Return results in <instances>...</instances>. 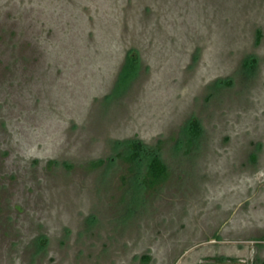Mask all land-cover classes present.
Segmentation results:
<instances>
[{
    "label": "rangeland",
    "instance_id": "374dc122",
    "mask_svg": "<svg viewBox=\"0 0 264 264\" xmlns=\"http://www.w3.org/2000/svg\"><path fill=\"white\" fill-rule=\"evenodd\" d=\"M262 237L264 0H0V264H264Z\"/></svg>",
    "mask_w": 264,
    "mask_h": 264
},
{
    "label": "trees",
    "instance_id": "16d2710c",
    "mask_svg": "<svg viewBox=\"0 0 264 264\" xmlns=\"http://www.w3.org/2000/svg\"><path fill=\"white\" fill-rule=\"evenodd\" d=\"M261 38V31H256V44L259 43ZM134 50H131L133 52ZM129 53V56L127 58L126 64L123 68V73L128 72L131 70H135L137 65V59L136 56L132 53ZM135 52V51H134ZM256 59L255 57H248L242 62V68L247 70H252L255 66ZM130 72V71H129ZM187 128L189 130L190 140L197 138L201 133V127L199 123L196 120H190L187 124ZM130 146V153L128 156H126L124 159L127 161L132 160H139L141 156L145 155L147 157V164H146V170L141 178V185L145 191H154L157 188H159L168 178L169 172L167 166L162 162L160 157L157 155L156 152H153L152 150L148 149V147H144V145L139 141H131L129 143ZM158 147V146H157ZM104 163V160L99 159L97 161H94L91 163L92 167L101 166ZM150 259L149 255H143L142 256V262L143 264H148V261Z\"/></svg>",
    "mask_w": 264,
    "mask_h": 264
},
{
    "label": "flooded vegetation",
    "instance_id": "af4514ba",
    "mask_svg": "<svg viewBox=\"0 0 264 264\" xmlns=\"http://www.w3.org/2000/svg\"><path fill=\"white\" fill-rule=\"evenodd\" d=\"M228 221H229V219H228ZM262 238H263V241H264V237H262ZM144 255H145V254H144ZM142 256H143V255L140 256V259H142ZM217 258H218L219 261H221L219 264H223V263H222V261H224L223 258H222V257H217ZM150 260H151V257H150V259H149V261H148V264H149ZM225 260L235 261L236 259H234V258H227V259H225ZM141 261H142V260H141ZM142 263H143V262H142ZM235 263H237V262H234V263H232V264H235ZM238 264H241V263H238Z\"/></svg>",
    "mask_w": 264,
    "mask_h": 264
},
{
    "label": "crops",
    "instance_id": "0c3cea01",
    "mask_svg": "<svg viewBox=\"0 0 264 264\" xmlns=\"http://www.w3.org/2000/svg\"><path fill=\"white\" fill-rule=\"evenodd\" d=\"M219 257H222L223 260L227 259V258H230V257H227V256H219Z\"/></svg>",
    "mask_w": 264,
    "mask_h": 264
},
{
    "label": "water",
    "instance_id": "95a60500",
    "mask_svg": "<svg viewBox=\"0 0 264 264\" xmlns=\"http://www.w3.org/2000/svg\"><path fill=\"white\" fill-rule=\"evenodd\" d=\"M235 264H238V263H235Z\"/></svg>",
    "mask_w": 264,
    "mask_h": 264
}]
</instances>
